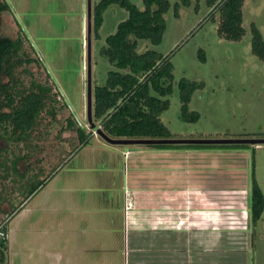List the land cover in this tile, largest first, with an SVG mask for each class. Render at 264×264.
<instances>
[{
  "label": "rangeland",
  "instance_id": "374dc122",
  "mask_svg": "<svg viewBox=\"0 0 264 264\" xmlns=\"http://www.w3.org/2000/svg\"><path fill=\"white\" fill-rule=\"evenodd\" d=\"M100 1L92 0L93 103L95 88L104 86L109 72L117 70L101 51L107 47L108 36L129 17L127 10L113 5L96 33L94 7ZM131 1L145 8L143 0ZM169 1L161 44L139 40L138 52L157 51L174 66L173 93L165 98L170 107L160 117L170 139H263L264 59L253 51L252 27L264 40V0L244 1L246 35L240 41L220 35L223 13L216 9L220 1L214 7L208 0H191L190 6L182 0ZM6 2L9 9L3 12L1 34L21 38V56L35 60L17 69L18 87L27 93L37 84L48 86L53 101L22 139L0 127V230H8L4 264H59L64 241L75 252L83 250L80 264H97L94 260L134 264L140 256L155 258L156 237L139 235L126 223L137 212L136 225L143 229L141 218L161 208V195L153 182L163 176L162 171L156 173V166L167 169L171 162L180 164L183 185L197 182L210 187L205 188L206 194L219 203L229 230L247 226L245 192L253 179L264 193V145L191 150L205 154L179 157L155 152L189 150L106 142L89 119L88 0ZM183 79L204 84L192 97L187 119L182 113ZM192 114L198 119L191 121ZM93 121L101 128L94 119V107ZM79 127L91 138L78 151ZM149 173H154L153 180ZM45 180L29 197L34 186ZM184 209L190 208L185 205ZM67 229L78 230L79 235L64 234ZM225 236L228 264H264V214L249 233ZM130 247L146 252H127Z\"/></svg>",
  "mask_w": 264,
  "mask_h": 264
},
{
  "label": "trees",
  "instance_id": "16d2710c",
  "mask_svg": "<svg viewBox=\"0 0 264 264\" xmlns=\"http://www.w3.org/2000/svg\"><path fill=\"white\" fill-rule=\"evenodd\" d=\"M190 6L191 0H182ZM220 1V2H219ZM245 0H208L211 7L222 11L219 27L223 38L240 41L246 35L243 23ZM145 8L140 9L131 0H101L94 7L95 32L99 33L104 23V13L109 7L118 5L129 13L121 22L115 34L108 36L107 47L101 54L109 59L117 70L110 71L104 86L94 91V119L102 131L114 139H170L171 133L160 117L169 109L166 97L173 93L174 66L168 57L154 50L138 52L139 40H150L159 45L166 31V14L170 10L169 0H143ZM9 9L6 0H0V127L11 129L12 135L24 138L35 127L41 113L53 101L51 88L37 84L27 93L18 87L16 71L26 63L35 60L21 56L24 42L1 34L3 12ZM253 31V51L264 59V40L255 25ZM203 83L183 79L180 82L182 113L189 117V104L196 90ZM198 119L192 114L191 121ZM95 124V123H94ZM80 146L78 151L90 143L91 136L84 128L77 129ZM158 149L175 150H221L249 145H152ZM45 181L39 182L30 192L32 196ZM251 220L256 224L264 214V193L255 179L251 185ZM0 235V264L7 259V227Z\"/></svg>",
  "mask_w": 264,
  "mask_h": 264
},
{
  "label": "crops",
  "instance_id": "0c3cea01",
  "mask_svg": "<svg viewBox=\"0 0 264 264\" xmlns=\"http://www.w3.org/2000/svg\"><path fill=\"white\" fill-rule=\"evenodd\" d=\"M187 153H194L195 155L205 154L204 152L191 150L183 153L179 151L155 152L156 156L172 154V156L176 155L179 157L185 156ZM166 166H168L167 169L164 167L161 169V167L156 166V173L162 171L163 177L158 176L156 178L157 181L153 182L156 193L161 195L159 201L161 208H158L153 214H146L144 216L145 219L141 218V222H144V224H141V226H144L143 229L136 225L137 218L139 217L137 212L136 214L133 212L131 218L129 217L131 220L128 219V224L126 223V227L139 235L152 234L157 239L156 257L150 259L145 255L140 256L135 259L134 264H228L227 253L229 248L227 246L228 242L225 243L224 241L225 235L228 233H249L252 228L251 191H249L251 190V186L245 192L249 201L248 207H245L247 208L246 211L243 212V220L247 222V226L234 227L236 231H231L226 225L227 218L223 217V211L218 207L219 203L213 202L209 195L206 194L205 188L207 190L210 187L206 185L204 187L202 186L203 184L201 185L197 182H186L183 185L181 183L182 177L179 173L181 172L180 164L171 162V165ZM153 175L149 173L148 177L150 180H153ZM148 193L152 194L151 192ZM147 204L148 206H152L150 200ZM185 205L189 206L190 209L188 211L184 209ZM149 222L153 223V225H148L147 223ZM79 232L83 234L82 231L79 230ZM67 233H74L75 238L79 235L78 230L70 232L67 229L64 234ZM64 243L59 264H73L74 262L80 264V255L83 253V250L80 251L78 249L76 251L77 254H75L73 245L68 241H64ZM127 250L130 253L132 251L146 252L142 248L130 247ZM93 263L98 264L99 260H94Z\"/></svg>",
  "mask_w": 264,
  "mask_h": 264
},
{
  "label": "water",
  "instance_id": "95a60500",
  "mask_svg": "<svg viewBox=\"0 0 264 264\" xmlns=\"http://www.w3.org/2000/svg\"><path fill=\"white\" fill-rule=\"evenodd\" d=\"M88 111L92 127L106 142L113 145H264L263 139H114L106 135L93 121L92 31L93 3L88 0Z\"/></svg>",
  "mask_w": 264,
  "mask_h": 264
},
{
  "label": "built area",
  "instance_id": "2783aa9c",
  "mask_svg": "<svg viewBox=\"0 0 264 264\" xmlns=\"http://www.w3.org/2000/svg\"><path fill=\"white\" fill-rule=\"evenodd\" d=\"M0 235H1V236H4V233L2 232V230H0Z\"/></svg>",
  "mask_w": 264,
  "mask_h": 264
}]
</instances>
